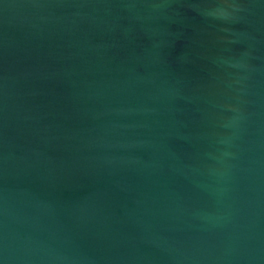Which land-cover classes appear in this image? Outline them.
<instances>
[{
    "label": "water",
    "instance_id": "95a60500",
    "mask_svg": "<svg viewBox=\"0 0 264 264\" xmlns=\"http://www.w3.org/2000/svg\"><path fill=\"white\" fill-rule=\"evenodd\" d=\"M0 264H264V0H0Z\"/></svg>",
    "mask_w": 264,
    "mask_h": 264
}]
</instances>
